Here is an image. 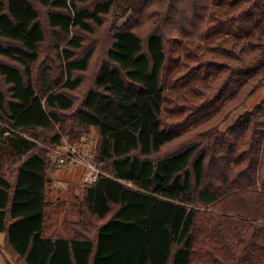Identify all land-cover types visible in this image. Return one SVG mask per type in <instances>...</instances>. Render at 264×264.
I'll return each instance as SVG.
<instances>
[{
    "label": "trees",
    "instance_id": "trees-1",
    "mask_svg": "<svg viewBox=\"0 0 264 264\" xmlns=\"http://www.w3.org/2000/svg\"><path fill=\"white\" fill-rule=\"evenodd\" d=\"M263 86L264 0H0V251L264 264ZM94 131L109 177L50 236L47 146Z\"/></svg>",
    "mask_w": 264,
    "mask_h": 264
},
{
    "label": "rangeland",
    "instance_id": "rangeland-1",
    "mask_svg": "<svg viewBox=\"0 0 264 264\" xmlns=\"http://www.w3.org/2000/svg\"><path fill=\"white\" fill-rule=\"evenodd\" d=\"M263 99L264 86L248 101L240 112H245L247 109H254ZM238 114L239 112L234 113L230 119L231 121L221 127L222 132L235 120ZM94 134L98 138L96 131H94ZM48 174L50 177L47 185L48 199L57 205V209L50 216L49 223L47 224V234L51 236L56 230L60 235L70 237L72 234L69 232L66 222H75L80 219L79 205L80 199H82L84 194L82 172L80 169L58 171L56 168L50 167ZM4 239L5 236L1 235L0 245L2 247H4ZM4 253L5 251H0V264H10L12 261L11 258Z\"/></svg>",
    "mask_w": 264,
    "mask_h": 264
},
{
    "label": "built area",
    "instance_id": "built-area-1",
    "mask_svg": "<svg viewBox=\"0 0 264 264\" xmlns=\"http://www.w3.org/2000/svg\"><path fill=\"white\" fill-rule=\"evenodd\" d=\"M98 138L96 136L84 135L80 142L71 143L69 138L63 137V144L60 147H49L50 162L56 170H74L83 171L82 179L84 184L93 185L102 177H109L97 166L96 152ZM125 183L134 187L132 182Z\"/></svg>",
    "mask_w": 264,
    "mask_h": 264
}]
</instances>
